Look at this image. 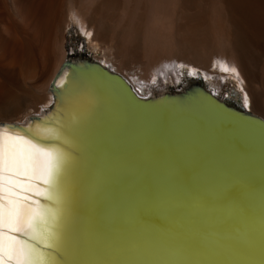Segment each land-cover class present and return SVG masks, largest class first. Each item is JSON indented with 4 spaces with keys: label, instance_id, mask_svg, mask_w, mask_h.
<instances>
[{
    "label": "water",
    "instance_id": "1",
    "mask_svg": "<svg viewBox=\"0 0 264 264\" xmlns=\"http://www.w3.org/2000/svg\"><path fill=\"white\" fill-rule=\"evenodd\" d=\"M80 76L92 98L81 106V182L61 264H264V143L237 127L226 135L221 113L264 121L200 82L142 97L99 62L66 57L52 103L27 123L50 116Z\"/></svg>",
    "mask_w": 264,
    "mask_h": 264
},
{
    "label": "bare ground",
    "instance_id": "2",
    "mask_svg": "<svg viewBox=\"0 0 264 264\" xmlns=\"http://www.w3.org/2000/svg\"><path fill=\"white\" fill-rule=\"evenodd\" d=\"M70 18L89 36L97 62L138 95L178 90L199 78L215 97L226 99L231 83L241 94L242 79L250 101L243 109L264 121V0H0L1 124L28 125L30 115H41L52 103L48 85L66 58L64 30ZM217 62L236 68L238 75L219 72ZM77 66L92 79L90 69ZM176 75L189 81L174 88L160 81ZM67 83V96L50 116L83 112L82 104L92 98L82 76ZM221 119L226 135L237 127L242 140L264 143V130L254 123L224 112Z\"/></svg>",
    "mask_w": 264,
    "mask_h": 264
},
{
    "label": "snow or ice",
    "instance_id": "3",
    "mask_svg": "<svg viewBox=\"0 0 264 264\" xmlns=\"http://www.w3.org/2000/svg\"><path fill=\"white\" fill-rule=\"evenodd\" d=\"M220 69L238 75L234 67ZM65 86V80L57 85ZM243 106L250 107L246 93ZM83 115L69 111L23 128L0 126V264H61L81 182L74 151ZM221 196L233 200L227 191Z\"/></svg>",
    "mask_w": 264,
    "mask_h": 264
},
{
    "label": "rangeland",
    "instance_id": "4",
    "mask_svg": "<svg viewBox=\"0 0 264 264\" xmlns=\"http://www.w3.org/2000/svg\"><path fill=\"white\" fill-rule=\"evenodd\" d=\"M79 29L77 28V23L75 21L74 18H70V23L69 25L65 28V32H64V54L66 57H88L91 58L92 60H96L95 58V51L91 49L90 44H89V36L84 34L81 30L78 31ZM94 53V54H93ZM98 61V60H96ZM100 61V60H99ZM221 64V63H220ZM189 66V65H187ZM228 66V65H227ZM191 67V66H190ZM229 68H231L230 66H228ZM193 68V67H191ZM136 69H138V67H136ZM221 71V69H219V72ZM221 73L225 74V71H221ZM229 74L231 77H235L233 75V73H227ZM236 75V74H235ZM179 75L174 76L173 78L170 76L168 78H160V81L164 82L166 85L169 87H176L179 86L181 84H183V80L189 81V79L184 78L181 79V81H179L178 78ZM204 77H206L205 73H204ZM206 80V78H205ZM194 81L196 82H202V80H200L199 78L194 79ZM239 81L241 82V87H242V96L245 94V86H244V82L243 80L239 79ZM206 82V81H205ZM235 82V81H234ZM233 84V83H232ZM240 85V83H238ZM206 85V83H205ZM236 90V94H232L229 96L228 99H226V102L228 104H231L235 107H241V105L243 103H241L243 101V98L241 99V94L239 93L238 88H236L235 86H232L231 88L229 87V90ZM174 90V89H173ZM46 91V88H45ZM35 104L37 105L38 103L35 102ZM38 106V105H37ZM34 108V106L32 107V109ZM247 109V108H245ZM248 110V109H247ZM252 113V112H251Z\"/></svg>",
    "mask_w": 264,
    "mask_h": 264
},
{
    "label": "trees",
    "instance_id": "5",
    "mask_svg": "<svg viewBox=\"0 0 264 264\" xmlns=\"http://www.w3.org/2000/svg\"><path fill=\"white\" fill-rule=\"evenodd\" d=\"M234 84L231 83V86H233Z\"/></svg>",
    "mask_w": 264,
    "mask_h": 264
}]
</instances>
